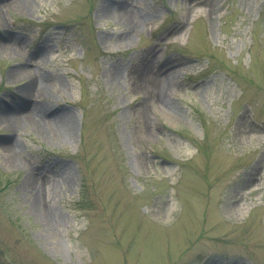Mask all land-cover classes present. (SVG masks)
<instances>
[{"label":"rangeland","instance_id":"obj_1","mask_svg":"<svg viewBox=\"0 0 264 264\" xmlns=\"http://www.w3.org/2000/svg\"><path fill=\"white\" fill-rule=\"evenodd\" d=\"M15 1L0 264H264V0Z\"/></svg>","mask_w":264,"mask_h":264},{"label":"bare ground","instance_id":"obj_2","mask_svg":"<svg viewBox=\"0 0 264 264\" xmlns=\"http://www.w3.org/2000/svg\"><path fill=\"white\" fill-rule=\"evenodd\" d=\"M15 4V8H17V6L21 7V9H23L24 5H23V0H16L14 2ZM0 51H2V53H8L12 56H17L15 55L17 53L15 47H14V44H8V45H5V44H2L0 43ZM31 74V73H30ZM32 75V74H31ZM10 76L11 77H15V78H22V79H27V78H31L32 80H35L36 77H34L33 75L30 76L28 74V71L26 68H24V66L22 65V68L21 66L17 69H14V71L12 73H10ZM32 84V81L30 82H27L26 84H24L23 87L27 86V88L29 89L30 88V85ZM24 90H21L23 95H24V99L26 98L27 94H28V91L23 88ZM37 90V89H36ZM38 92V90H37ZM40 92V91H39ZM38 92V93H39ZM159 102V101H158ZM161 105L163 106V102H161ZM15 106H12V110L10 111H14L15 110ZM20 106V104H19ZM19 106H16L17 108ZM36 108V107H35ZM11 109V108H10ZM13 118V119H12ZM18 116L16 114L11 113V114H8V115H0V123H4V124H7V125H13L15 124V121L17 120ZM29 119L30 121L34 122V120H32L31 118V115H27L26 119ZM58 122H60L59 120L56 119V121H53V122H45V121H42V123L44 124L43 126H45V128L47 129V134L49 136H52V137H55L56 135H58L55 130H59L60 131V124H57ZM35 123V122H34ZM39 122L35 123L34 125H37V126H40V124H38ZM55 123V124H54ZM61 123V122H60ZM12 146L11 147H5L4 150L7 151V152H12ZM35 198H36V201H38V192L36 191L35 192ZM41 216L43 217L44 220H47L48 219V215L45 211L42 212Z\"/></svg>","mask_w":264,"mask_h":264}]
</instances>
